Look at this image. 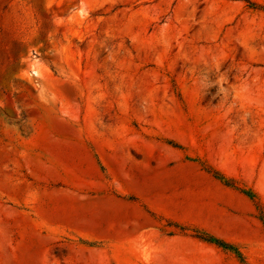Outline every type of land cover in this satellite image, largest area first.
<instances>
[{
	"label": "rangeland",
	"instance_id": "374dc122",
	"mask_svg": "<svg viewBox=\"0 0 264 264\" xmlns=\"http://www.w3.org/2000/svg\"><path fill=\"white\" fill-rule=\"evenodd\" d=\"M249 190L264 0H0V264H264Z\"/></svg>",
	"mask_w": 264,
	"mask_h": 264
},
{
	"label": "trees",
	"instance_id": "16d2710c",
	"mask_svg": "<svg viewBox=\"0 0 264 264\" xmlns=\"http://www.w3.org/2000/svg\"><path fill=\"white\" fill-rule=\"evenodd\" d=\"M216 174V177H218V173H215ZM226 184L230 185V183H228L226 181ZM245 194H247L255 203L256 207L261 210V215H260V219L264 222V214H263V211H262V206H261V203L259 201V199L257 198V196L252 193L250 190L249 191H243ZM195 236L204 240V241H207L209 243H212V244H215L217 245L218 247L226 250V251H229V252H232V253H236L237 256L241 259V260H244L242 255L237 251L236 247L234 245H232L231 243L227 242V241H224L222 239H219L217 237H215L214 235H211L207 232H204V231H201V230H195Z\"/></svg>",
	"mask_w": 264,
	"mask_h": 264
}]
</instances>
